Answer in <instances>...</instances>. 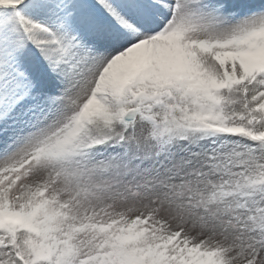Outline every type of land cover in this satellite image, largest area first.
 Wrapping results in <instances>:
<instances>
[{"label": "snow or ice", "instance_id": "1", "mask_svg": "<svg viewBox=\"0 0 264 264\" xmlns=\"http://www.w3.org/2000/svg\"><path fill=\"white\" fill-rule=\"evenodd\" d=\"M0 264H264V0H0Z\"/></svg>", "mask_w": 264, "mask_h": 264}]
</instances>
